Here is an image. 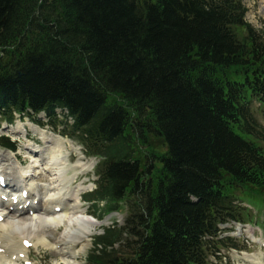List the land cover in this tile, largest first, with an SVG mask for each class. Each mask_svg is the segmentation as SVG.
Here are the masks:
<instances>
[{
	"label": "trees",
	"instance_id": "1",
	"mask_svg": "<svg viewBox=\"0 0 264 264\" xmlns=\"http://www.w3.org/2000/svg\"><path fill=\"white\" fill-rule=\"evenodd\" d=\"M245 15L242 0H0V111L67 109L66 134L103 159L96 214L127 202L89 264H208L217 224L245 221L233 202L264 206V27Z\"/></svg>",
	"mask_w": 264,
	"mask_h": 264
},
{
	"label": "rangeland",
	"instance_id": "2",
	"mask_svg": "<svg viewBox=\"0 0 264 264\" xmlns=\"http://www.w3.org/2000/svg\"><path fill=\"white\" fill-rule=\"evenodd\" d=\"M244 3L246 7L248 8L247 13V21L252 24L254 27L260 29L262 27V23L264 22V0H244ZM261 119V118H260ZM263 122V121H262ZM27 130V129H25ZM29 132H32V129L27 130ZM35 134V133H34ZM36 135V134H35ZM21 141V143L24 142L25 136L22 134V137H17ZM26 145V142L24 143ZM33 149H36L35 142L31 143ZM66 152L62 155L65 157V159L68 161V163L71 166H76L74 173L76 174L74 184H69L70 190L74 192L73 201L69 202V206L71 208L70 216L63 218L60 220L59 223L51 225V228L48 226V224H41L39 225L40 221L35 222L34 225L37 227L38 233H43L42 230H44V234L49 239V241L52 244H55L59 242L64 237H73L72 239H76L77 241L83 242L90 240V243H92V237H94L96 234H99L101 232L100 226H94L90 224L89 221H94L91 218H87L86 216L82 215L81 212L83 210L90 211V205H85L83 201H81L82 197L86 195L94 186V183L96 181L95 175H94V168L95 162H91L88 158L86 161H80L79 159L84 155L83 150H75V148L70 144L66 143ZM73 147V149L71 148ZM34 151V150H33ZM32 151V152H33ZM41 151V150H40ZM19 154H23L24 157H28L31 160H36L38 163H40V169H46L49 174H46L43 172L41 176L33 179L32 177L38 172V171H32V166L29 165L25 169H28L29 171V177L28 183L31 184L34 192L36 194H41L43 191H45V188H41L42 185L45 184L46 188L50 189H56V182L54 178V172L48 168V166H51L50 163V154L48 156V153L39 154V156L32 155L28 150L26 151H20ZM5 156L4 152H0V159ZM7 158V157H6ZM5 158V159H6ZM8 162L1 161L0 166L2 168L9 166ZM82 165L84 166L82 168ZM18 169H15L14 172L18 173ZM34 170V168H33ZM81 171V172H80ZM88 171V173L85 175V173ZM70 173V172H69ZM72 173V176L74 175ZM79 174V175H78ZM78 176V177H77ZM67 185V184H66ZM65 185V186H66ZM84 188V194L79 195V188ZM74 188V189H73ZM43 190V191H42ZM77 191V192H76ZM86 192V193H85ZM244 207L248 208V211L244 214L245 219L248 221L250 225L244 227V226H236L233 224H228V226L222 227L223 230L222 237H230L235 239L237 241V244H239L241 247H245L251 256H256L258 259H260L262 262H264V248L260 245L254 243L255 241H264V206L262 209L258 208L257 206H254L252 204L243 203ZM112 219L117 220L119 223H123L124 215H111ZM68 218V220H66ZM30 218L26 215L21 216L17 214H11L10 217H8L7 222L9 225L13 226L14 228L22 227L23 223H27ZM90 219V220H89ZM46 220V219H45ZM113 220V221H115ZM42 223V222H41ZM28 227V224L26 228ZM20 230V229H18ZM17 230V231H18ZM36 231V230H35ZM85 235H92L91 238L84 237V240H80L81 237ZM247 241V244H246ZM54 245V246H55ZM81 247H79L80 249ZM91 247H86V250L84 251V254L82 252V261H85V256L87 255L88 251ZM78 249V250H79ZM41 255H42V264H56V262H59L61 264H64L63 261L60 258L58 251L54 249H47L45 247H41ZM242 252L234 251V250H222L221 252V260H216L214 258L211 259V264H246L243 261V257L241 256ZM244 255V254H243ZM58 264V263H57Z\"/></svg>",
	"mask_w": 264,
	"mask_h": 264
},
{
	"label": "bare ground",
	"instance_id": "3",
	"mask_svg": "<svg viewBox=\"0 0 264 264\" xmlns=\"http://www.w3.org/2000/svg\"><path fill=\"white\" fill-rule=\"evenodd\" d=\"M26 32H27V30H26ZM28 47L30 48V46H28ZM26 48H27V46H26ZM26 51H27V49H26ZM14 53L17 54L16 51ZM20 53H22V52H20ZM16 59H18V58H16ZM54 142H55V144H52L53 150L51 151V154H50L51 166H48V168H50V170L52 172H54L56 175H59L60 186H61V184H62V186L63 185L65 186V184H67V181H69V183L73 182L74 178H73V176L72 177L69 176V171L74 172L76 166L69 165V163L65 159V157L62 156L64 154V152H66V148H67L65 142L59 137L54 139ZM71 148L73 149V147H71ZM8 155L12 158H15L14 154L9 153ZM91 162H94V161H91ZM36 164L40 165V163H38V161H36L34 163V165H36ZM83 167L84 166L82 165V168ZM25 177H26V175H24L22 177V179H25ZM48 192L51 195V197H53L51 199V201L46 202V203H42V204L38 202L37 205L39 207H36V209H41L42 206H45V208L42 209L43 210V214H42L43 217H41V218L36 217L39 220L29 219L27 222L28 227L26 228L27 224L23 223L22 227L17 228V230L20 229L18 231H16L15 228L11 227L8 224V222L4 221L3 223L0 224V248H2V250L4 251V253L0 255V264H19L15 261V259L13 260V256L17 255V252H18L15 249L19 247V245H20L19 240L22 237L26 236V238L30 239L31 237H29V236H31V235L33 236V238L36 239V241H38V243L42 247H45L47 249H54V248L59 249V252H61V255H62L61 260L63 261L64 264H83V262L81 261V254H82V252H84L86 250L87 243H85L82 246V248L79 250H77V248H76V246L78 245V243H76L77 240L72 239L73 237H71V239H69L68 237H64L59 242H57L56 245L52 244L49 241V239H47V237L45 236L44 230H42L43 233H38L37 228H39V227L36 226L37 224L34 225L35 222L40 221L39 225L48 224V226L51 228V225L53 226V224L59 223L60 219L70 216V209L68 207V203H66L61 198H54L55 197V190L48 191ZM53 205L55 206V208H56V206L61 207L63 209L62 213L57 215L58 213L56 214L55 211L53 212L52 208H51V206H53ZM32 210L35 211V207H33ZM42 210H40V212ZM66 220H68V218ZM43 226L41 225V227H43ZM33 229L36 231L33 232ZM17 238H18V240H17ZM83 238H84V236L81 237L80 240H83ZM9 241H11L10 244H9ZM19 250H20L21 254H23V252L25 251L24 249H22L20 247H19ZM57 263L61 264L59 262H56V264ZM256 263L259 264L258 262H256Z\"/></svg>",
	"mask_w": 264,
	"mask_h": 264
},
{
	"label": "snow or ice",
	"instance_id": "4",
	"mask_svg": "<svg viewBox=\"0 0 264 264\" xmlns=\"http://www.w3.org/2000/svg\"><path fill=\"white\" fill-rule=\"evenodd\" d=\"M27 244V242H25Z\"/></svg>",
	"mask_w": 264,
	"mask_h": 264
}]
</instances>
